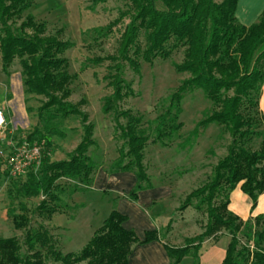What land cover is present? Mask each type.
<instances>
[{"label":"trees","instance_id":"trees-1","mask_svg":"<svg viewBox=\"0 0 264 264\" xmlns=\"http://www.w3.org/2000/svg\"><path fill=\"white\" fill-rule=\"evenodd\" d=\"M36 1L0 0V54L6 74L19 59L26 92L48 98L40 107V118H82L84 135L69 158L52 161L48 153H43L39 171L29 172L18 187L24 197L42 195L37 211L51 218L60 211L61 204L68 206L56 191L58 181L75 180L73 192L87 191L93 186L99 165L88 155L90 146L96 144L95 125L79 103L67 99L72 75L63 55L74 47V42L61 39L59 34H46L47 23L38 22L31 13L20 25L15 24ZM93 1L99 4L108 0ZM123 1L127 9L120 12L117 23L126 17L130 22L121 35L119 55L111 57L114 64L107 78L112 90L104 98L103 112L116 110L120 102L135 95L132 83L125 77L127 64L141 74L142 61L168 59L176 49L185 47L184 59L174 66L189 77L181 81L164 111L151 122L152 132L143 126L142 115H133L130 110L118 113L127 118V123L119 124L124 143L111 172L136 174L138 181L127 194L131 200H137L140 191L152 188L144 164L147 144L152 139L153 143L170 146L184 127L183 99L188 93L202 90L215 109L196 124L180 146L187 148L201 129L212 124L222 126L231 141L208 180L191 191L180 206L181 210L193 206L206 212L204 231L189 238L184 246L165 243L169 264H180L186 256H192L194 264H201L205 240L222 233L228 234L230 241L221 264H264V213L243 219L229 209L230 195L239 184L252 199L253 208L264 193V114L260 107L264 87V11L257 22L247 26L236 16L239 0ZM93 61L100 62L102 58ZM35 134L50 144V137L37 129ZM114 204L80 250L63 252L55 248L50 231L39 226L27 231L26 252L19 238H0V264H47V258L63 264H129L135 244L160 240L161 236L158 230H148L140 239L134 229L124 226L129 217ZM22 208L24 212L13 217L17 229L29 223L26 207Z\"/></svg>","mask_w":264,"mask_h":264},{"label":"rangeland","instance_id":"rangeland-1","mask_svg":"<svg viewBox=\"0 0 264 264\" xmlns=\"http://www.w3.org/2000/svg\"><path fill=\"white\" fill-rule=\"evenodd\" d=\"M125 9L127 5L123 0H108L99 4H95L93 0H37L22 18L15 20V24L20 25L27 14L31 13L38 22L47 23L46 34H59L61 39L74 42V47L63 55L68 59V70L72 75L69 83L70 95L67 99L79 103L82 110L89 115V121L94 123L93 138L96 144L90 146L88 155L99 165L98 171L104 170L103 172L107 173L105 177H101L103 179L96 182L98 186L95 191L89 189L73 192L75 180H59L56 191L62 202L68 206L61 204L60 211L51 218L46 213L37 211L44 198L42 195L24 197L18 192V187L27 179L28 173L39 171L41 162L33 164L21 176L13 178L8 174L5 155L10 154L11 148L23 139L33 137L40 140L36 137L38 134H35L37 129L45 137H50L49 145L46 144L45 138H41L44 142V154L48 153L52 161L68 159L82 141V118L71 116L52 121L40 118V107L48 98L26 92L19 59L10 66V74H6L2 69L0 54V107L4 108L5 100L14 98V93L20 92V99L17 100L23 109L21 123H16L15 126L8 124L6 128L0 129V151H4L3 155L0 153V238H19L25 252L24 238L27 231L39 226H44L50 231L55 248L63 252L78 251L88 242L94 229L102 225L114 203L117 207V196H124V189L131 191L130 185H133L132 173L115 176L114 172H111L124 143L120 137L119 124L127 123V118L119 117L118 113L130 110L133 115H142L143 126L152 132L151 122L164 111L169 96L181 81L189 77L188 73L177 72L174 66L184 59L185 47L176 49L168 59L157 58L152 63L142 61L141 74L135 73L127 64L125 77L132 83L135 95L120 102L116 110L107 114L103 112L104 98L112 90L107 78L109 67L114 64L111 57L119 55L121 35L130 22L126 17L117 23L120 12ZM141 41L144 43V37ZM97 58H102V61H93ZM182 107L181 121L184 127L180 136L167 147L153 143L151 139L146 146L144 158L153 185L170 186L173 189L172 196L160 204V214L156 219L164 243L176 246H184L189 238L204 231L206 212L198 211L193 206L181 210L180 206L191 190L208 180L219 158L227 153V146L231 141L230 135L222 126L212 124L201 129L199 136L193 138L187 148H182L180 144L189 137L196 124L215 109L200 89L188 93L183 99ZM4 110L11 119L12 108L6 106ZM261 110L264 114V110ZM18 114L21 116L19 110ZM107 177L109 179L105 181ZM102 182L104 187L101 186ZM147 198L148 194H145L143 200ZM124 200L130 202L128 198ZM23 206L26 207L29 223L25 228L17 229L13 217L24 212ZM162 212L164 215H161ZM91 217H95L96 222L91 229L70 223L72 219L80 221L87 218L86 221H90ZM142 222L140 216H132V229L136 233ZM138 231L141 234L142 230ZM144 232L145 230L143 235ZM229 241L230 236L226 233L206 239L202 248L205 261L201 264H219ZM47 264L63 263L47 258ZM180 264H194V258L185 257Z\"/></svg>","mask_w":264,"mask_h":264},{"label":"crops","instance_id":"crops-1","mask_svg":"<svg viewBox=\"0 0 264 264\" xmlns=\"http://www.w3.org/2000/svg\"><path fill=\"white\" fill-rule=\"evenodd\" d=\"M263 11H264V0H239L237 9H236V16L241 23L247 26H250L259 20ZM19 96H20V92H18L17 94L14 93V98L5 100L3 104L4 108L6 106L9 108H12L13 115L11 116V119L8 118L7 114L6 116L8 119V123L12 124L13 126H15L16 123L17 124L21 123L22 121L23 109L21 107V104L19 103V100H17V99H20ZM260 105H261V108L264 110V87H263L262 97L260 99ZM18 110L21 112V116H19ZM103 171H98V174H96L95 176L93 186L91 187L90 190L95 191V189H97L96 186H98L96 182H98L99 179H103L101 177H105L104 175H107V173ZM121 173H127L128 175H130L129 172H114L113 175L117 176ZM130 173H132L131 176L133 177L131 178L133 182L131 184L133 185H130L132 189L137 183L138 178L135 173L134 174L133 172H130ZM107 179H109V177L105 178V181H107ZM103 184L104 183L102 182V185H101L102 187H104ZM102 187H100V189H102ZM124 192L126 193L124 196H117L118 197L117 209L120 212L128 215L129 217V219L126 222H124V226L128 229L134 228L132 227L133 226L132 216L137 215L138 217L140 216L141 221H143L141 227L138 229V230H142L141 234L137 230V233L140 239L143 240L145 238V233L148 230H158L159 231L160 227H159L158 220L156 219V217H158L157 215L160 214V210H159L160 204H162L166 198L172 196L173 194L172 187L157 186L156 184H154L152 188L140 191L139 197L137 200H131L127 197V194L130 192V189L129 191H126L124 189ZM145 194H148L147 200H143V197ZM124 197L128 198L130 202L129 203L126 202L124 200L126 198ZM229 209L233 211L235 214L242 217L243 219H248L251 216H256L257 214L264 213V193H262L259 196L257 205L253 208L252 199L242 191L241 186L239 184L237 188L230 195ZM161 210H163V208ZM161 215H164V213L162 212ZM86 219L83 218V220L80 219V221L79 219H72L70 223L71 224L77 223L79 225L84 226V228L91 229L93 224L96 223L95 217L94 218L91 217L90 221H86ZM99 227L100 225H98L94 229V231ZM144 230L145 232L143 235L142 232ZM71 231L73 232L74 229H72ZM204 259L205 258H203V254H202L201 256L202 263H204L205 261ZM222 260L219 262V264H221ZM170 262H171V259L168 255V252L165 248V243L162 238L160 240H153L151 242L144 243V244H140V243L135 244L133 247V251L129 256V264H169Z\"/></svg>","mask_w":264,"mask_h":264},{"label":"built area","instance_id":"built-area-1","mask_svg":"<svg viewBox=\"0 0 264 264\" xmlns=\"http://www.w3.org/2000/svg\"><path fill=\"white\" fill-rule=\"evenodd\" d=\"M4 108L0 107V129L8 126ZM11 153L5 155L8 174L17 178L24 174L33 164H40L44 153V142L26 138L11 148ZM3 155L4 151H0Z\"/></svg>","mask_w":264,"mask_h":264}]
</instances>
